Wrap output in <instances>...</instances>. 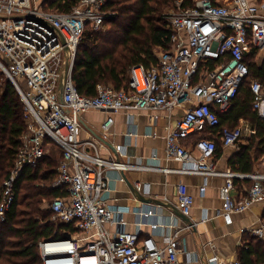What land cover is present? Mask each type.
Here are the masks:
<instances>
[{
	"label": "built area",
	"instance_id": "built-area-1",
	"mask_svg": "<svg viewBox=\"0 0 264 264\" xmlns=\"http://www.w3.org/2000/svg\"><path fill=\"white\" fill-rule=\"evenodd\" d=\"M109 1L79 0L70 12H61L48 10L46 0H0V71L18 92L26 122L15 164L0 184V219L5 220L14 203L15 183L22 170L37 167L55 147L60 159L54 186H64L69 193L46 204L59 238L40 241L43 264H184L176 232L165 235L160 243L153 234L141 236L139 227L129 231L124 217L129 209L108 202L113 189L108 170L119 171L124 180L125 171L160 167L103 155L104 142L81 136V117L91 109L109 113L165 110L169 114L184 109L166 135V157L184 164L171 170L206 179L223 176L222 214L231 222L234 213L264 200V170H219L217 142L222 147L234 146L256 129L243 119L217 134L211 129L220 124V113L232 107L249 75L248 57L264 56V1L194 0L193 6L183 7V0H177L178 11L167 20L173 30L172 46L160 48L159 63L150 68L132 66L128 88L99 84L95 95H85L73 79L78 46L88 26L97 29L112 15L105 9ZM66 68L61 101L60 82ZM250 87L253 108L264 119V84L254 78ZM113 124L109 114L102 123L103 138ZM194 135L198 137L195 142L191 140ZM117 150L124 153L125 148L120 145ZM235 178L252 180L247 193L239 197L234 194ZM135 185L147 192L141 182ZM205 190L206 182L201 194ZM176 196L178 208L189 215L194 196L185 184H178ZM152 214V210L145 212L147 217ZM253 232L264 237V222ZM50 243L63 246L50 250ZM229 264L242 262L234 259Z\"/></svg>",
	"mask_w": 264,
	"mask_h": 264
},
{
	"label": "trees",
	"instance_id": "trees-1",
	"mask_svg": "<svg viewBox=\"0 0 264 264\" xmlns=\"http://www.w3.org/2000/svg\"><path fill=\"white\" fill-rule=\"evenodd\" d=\"M175 0H110L105 9L112 12L105 20L107 29L95 30L88 26L78 52L73 79L78 91L95 95L99 84L111 82L117 89L128 88L130 69L136 64L150 68L159 63L155 48L172 46L173 30L161 14L163 4ZM79 0H46L51 11L70 12ZM183 7L193 6L194 0H183ZM157 5V7H155ZM249 75L239 89L232 107L220 113V124L211 129L215 134L223 127L234 128L239 120H249L256 133L240 146L234 171L254 172V164L264 154V119L253 108L254 95L250 83L254 78L264 84V56L258 62L256 55L248 57ZM26 129L24 107L15 87L8 81L0 94V184L9 176L20 147V137ZM197 135L191 140L196 141ZM217 154L222 144L217 142ZM259 150L260 154L253 151ZM59 151V150H58ZM60 159V158H59ZM59 159L47 155L37 167H25L15 183L16 197L0 219V264H43L39 243L57 239L48 202L67 196L66 187H55ZM236 184V178H235ZM59 235V234H58ZM258 249L241 251L242 264H264V241ZM246 252V253H245ZM254 254L255 258H250ZM252 259V260H251Z\"/></svg>",
	"mask_w": 264,
	"mask_h": 264
},
{
	"label": "crops",
	"instance_id": "crops-1",
	"mask_svg": "<svg viewBox=\"0 0 264 264\" xmlns=\"http://www.w3.org/2000/svg\"><path fill=\"white\" fill-rule=\"evenodd\" d=\"M183 112L184 109L181 108L174 109L171 114L165 110H121L109 113L91 109L82 114L80 134L83 138L103 137L102 123L111 114L114 124L106 140L115 150L107 145L103 155L160 167L159 170L125 171L122 173L124 180L121 179L119 171L108 170L107 176L113 188L109 193L108 202L129 209L124 215L127 230L136 231L139 227L141 236L153 234L160 243L165 235L176 232L177 243L181 249L179 255L184 264H229L234 259L242 261V250L248 251L250 247L257 250L260 241H264V237L253 232V229L264 222V200L255 202L244 212L234 213L232 221L228 223L222 214L223 200L219 194V189L225 182L223 176H209L206 179L200 174L171 170L181 169L184 164L166 157V135L169 129L176 125ZM242 119L246 120L241 118L239 124ZM246 121L251 124L249 120ZM150 132H156V135ZM250 137L243 138L237 145L222 147L221 153H216L217 168L221 171L233 170L232 161H236L237 151L241 145L247 144ZM120 145L124 146V153L116 151V147ZM137 182H141L145 187L146 196L166 200L176 206L177 186L180 183L185 184L188 192L194 196V206L187 215L193 223L184 222L168 208L138 200L130 188V183L134 185ZM205 182L206 190L201 194L200 187ZM251 184L252 180L249 178H236L234 194L239 197L247 193ZM149 210H152L153 214L147 217L145 212ZM138 222L143 224L138 226ZM250 258H255V255L252 254Z\"/></svg>",
	"mask_w": 264,
	"mask_h": 264
},
{
	"label": "rangeland",
	"instance_id": "rangeland-1",
	"mask_svg": "<svg viewBox=\"0 0 264 264\" xmlns=\"http://www.w3.org/2000/svg\"><path fill=\"white\" fill-rule=\"evenodd\" d=\"M155 7H157V5H155ZM176 11H178L177 0L173 1L169 5L163 4L162 10H161V14L165 16L166 20H168V19H170L171 14L176 12ZM107 27H108V25L104 24V25H102L101 27H99L97 29L104 31V30L107 29ZM97 29H95V30H97ZM86 30H89L88 27H87ZM160 51H161L160 48H155V52H156L157 55L160 54ZM256 59H257L258 62H261V58H259V57L257 58L256 57ZM7 82L8 81H7L6 76L0 71V94H2L4 92V89H5L6 85H7ZM22 83L26 87L25 82L22 81ZM103 85L114 87V84L111 83V82L105 83ZM248 142L249 141H247V143ZM253 152L255 154H260L258 149L256 151L254 150ZM49 155L54 157L56 160H58L59 157H60L59 156V151L55 147H52ZM263 170H264V154H262L260 156V158L255 161V164H254V171H263ZM48 203H50V202H48ZM55 228H56V225H55Z\"/></svg>",
	"mask_w": 264,
	"mask_h": 264
},
{
	"label": "water",
	"instance_id": "water-1",
	"mask_svg": "<svg viewBox=\"0 0 264 264\" xmlns=\"http://www.w3.org/2000/svg\"><path fill=\"white\" fill-rule=\"evenodd\" d=\"M66 71H67V68L64 70V73L61 77V82H60V100L63 101V90H64V83H65V80H66ZM102 142H104L106 145H108L110 148L113 147V145H111L105 138H103L102 136L98 137ZM113 150H115V147L112 148ZM130 188L133 192V194L135 195V197L140 200L141 202H144V203H153V204H156V205H160L161 207H165V208H168L170 209L176 216L180 217L184 222L188 223V224H192L193 222H191V219L183 214L181 212V210L176 206L174 205L173 203L171 202H168V201H164V200H158V199H153V198H150L149 196H146L144 193H142L138 188L137 186L132 183H130Z\"/></svg>",
	"mask_w": 264,
	"mask_h": 264
},
{
	"label": "bare ground",
	"instance_id": "bare-ground-1",
	"mask_svg": "<svg viewBox=\"0 0 264 264\" xmlns=\"http://www.w3.org/2000/svg\"><path fill=\"white\" fill-rule=\"evenodd\" d=\"M62 246H63V244H61V243H50L47 245V248L50 250H55V249H58Z\"/></svg>",
	"mask_w": 264,
	"mask_h": 264
}]
</instances>
